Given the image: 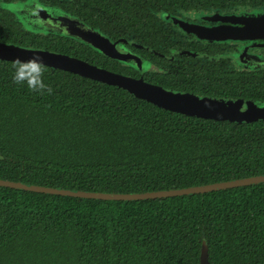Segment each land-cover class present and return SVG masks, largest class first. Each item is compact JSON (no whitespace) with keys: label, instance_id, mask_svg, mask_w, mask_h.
<instances>
[{"label":"trees","instance_id":"16d2710c","mask_svg":"<svg viewBox=\"0 0 264 264\" xmlns=\"http://www.w3.org/2000/svg\"><path fill=\"white\" fill-rule=\"evenodd\" d=\"M40 1L121 40L152 67L139 68L70 35L29 30L1 3L0 42L59 51L200 96L264 102V68L195 63L200 58L180 54L189 47L158 19L191 8L264 10V0ZM25 64L36 68L16 79ZM260 174L264 119L188 115L117 85L0 59L2 179L144 193ZM203 242L210 264H264V182L146 199L0 185V264H200Z\"/></svg>","mask_w":264,"mask_h":264},{"label":"water","instance_id":"95a60500","mask_svg":"<svg viewBox=\"0 0 264 264\" xmlns=\"http://www.w3.org/2000/svg\"><path fill=\"white\" fill-rule=\"evenodd\" d=\"M62 14H64V16L61 14L54 15L51 12L49 13L47 10L40 9L39 15L42 16L40 22H46L49 18L50 21L48 23H54L55 21L62 27L54 31L66 33L67 30V33H69L70 36L85 41L87 44L99 49L111 57L118 58L128 63H132L134 60L137 61V54H132L129 49L121 43V40L112 41L95 28L86 25L79 18L66 12H62ZM49 15L53 16V18L51 19ZM239 19H243V17ZM245 19L246 20H244L243 26L230 28L231 30L229 34L234 36L264 39V13L245 17ZM182 24L188 30L195 31L192 24L188 25L184 22H182ZM0 59L20 61L24 63L44 64L108 84L117 85L128 90L130 93L135 94L139 98L153 102L163 108L188 115L230 121L250 122L264 119V104H259L258 101H251L243 98L200 96L186 91L168 88L147 81L143 76L135 77L107 68L98 67L96 64L87 62L81 58L66 55L59 51L25 48L0 42ZM260 182H264V174L236 178L227 181H218L207 185L191 186L182 189H163L144 193H102L95 191L80 192L62 187L23 183L21 181L0 178V185L21 187L61 195L86 196L102 199H146L163 196L204 193L228 187L256 184ZM200 264H210L209 250L206 242H203L202 244Z\"/></svg>","mask_w":264,"mask_h":264},{"label":"flooded vegetation","instance_id":"af4514ba","mask_svg":"<svg viewBox=\"0 0 264 264\" xmlns=\"http://www.w3.org/2000/svg\"><path fill=\"white\" fill-rule=\"evenodd\" d=\"M2 2L4 1L0 0L1 4ZM260 13H264V10L242 7L224 9L191 8L165 14L159 13L161 16H158V19L161 17L162 25L164 24L166 28H172V32L175 33L177 39H180L181 44L191 48L181 50L180 54L194 53L195 57L200 58L195 63L226 60V63L230 66L253 71L264 68V39L234 36L229 33L230 28L243 26L244 20H246L245 17ZM241 17L243 19H239ZM182 22L188 25L192 24L195 31L188 30ZM247 54H250L253 58L252 66L249 67H246L243 63V61H246L244 57ZM170 59H174V56H171ZM181 61L182 59L178 60V63L180 64ZM132 63L137 64L139 68H145V70L152 67L148 61L142 62L140 57ZM258 103L264 104V102Z\"/></svg>","mask_w":264,"mask_h":264},{"label":"rangeland","instance_id":"374dc122","mask_svg":"<svg viewBox=\"0 0 264 264\" xmlns=\"http://www.w3.org/2000/svg\"><path fill=\"white\" fill-rule=\"evenodd\" d=\"M2 5L6 8H8L11 12L15 13V17L19 19L24 26L32 31L36 32H42V33H48V32H55L59 34H65L70 35L69 33L61 32V31H54L59 28H62L60 24L56 23H48L50 19L48 18L45 21L40 22V19H42V16L39 15L40 9L47 10L49 13H53L54 15H63L65 13L64 11L60 10L56 7H50L44 3H42L40 0H17V1H11V2H2ZM66 16V15H65ZM49 17L52 19L53 16L49 15ZM72 17V16H71ZM81 40V39H80ZM244 58H246V61H243L244 65L246 67L252 66V56L250 54H247Z\"/></svg>","mask_w":264,"mask_h":264},{"label":"clouds","instance_id":"9594fccd","mask_svg":"<svg viewBox=\"0 0 264 264\" xmlns=\"http://www.w3.org/2000/svg\"><path fill=\"white\" fill-rule=\"evenodd\" d=\"M29 67H30L31 69L35 70L36 65H35V64H31V65H27V64H25V65H21V66H20V70H19V72H18V75H17L16 79H19V78L23 77L24 74H25L24 69H25V68H29Z\"/></svg>","mask_w":264,"mask_h":264}]
</instances>
